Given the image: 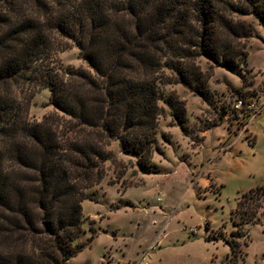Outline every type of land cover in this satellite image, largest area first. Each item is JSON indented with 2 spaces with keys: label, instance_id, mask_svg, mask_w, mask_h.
I'll return each mask as SVG.
<instances>
[{
  "label": "trees",
  "instance_id": "16d2710c",
  "mask_svg": "<svg viewBox=\"0 0 264 264\" xmlns=\"http://www.w3.org/2000/svg\"><path fill=\"white\" fill-rule=\"evenodd\" d=\"M238 15L264 25V0H0V264H72L88 246L83 201L115 158L111 141L150 171L166 69L200 94L211 74L199 57L239 74L253 26ZM64 39L89 69L57 65ZM26 86L50 89L67 118L31 120ZM166 103L183 123L185 101ZM263 199L264 185L244 192L237 224ZM228 244L238 264L239 244Z\"/></svg>",
  "mask_w": 264,
  "mask_h": 264
},
{
  "label": "rangeland",
  "instance_id": "374dc122",
  "mask_svg": "<svg viewBox=\"0 0 264 264\" xmlns=\"http://www.w3.org/2000/svg\"><path fill=\"white\" fill-rule=\"evenodd\" d=\"M238 17L253 26L242 40L248 56L239 74L199 57L211 74L200 94L166 69L150 171L140 168L139 153L111 141L115 158L83 201L79 241L88 246L72 264H231L229 241L239 244L238 264H264V199L250 223L237 224L242 216L234 213L244 192L264 185V25L253 15ZM62 43L57 65L90 68L74 41ZM20 92L31 120L67 118L52 104L50 89ZM171 96L185 101L183 123L166 103Z\"/></svg>",
  "mask_w": 264,
  "mask_h": 264
},
{
  "label": "built area",
  "instance_id": "2783aa9c",
  "mask_svg": "<svg viewBox=\"0 0 264 264\" xmlns=\"http://www.w3.org/2000/svg\"><path fill=\"white\" fill-rule=\"evenodd\" d=\"M244 106V100L243 99H239L238 102L235 104V108L237 111H241L242 108ZM257 114V113H256ZM256 114L252 115V119L251 121L253 120V118L256 116Z\"/></svg>",
  "mask_w": 264,
  "mask_h": 264
}]
</instances>
